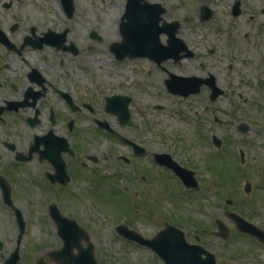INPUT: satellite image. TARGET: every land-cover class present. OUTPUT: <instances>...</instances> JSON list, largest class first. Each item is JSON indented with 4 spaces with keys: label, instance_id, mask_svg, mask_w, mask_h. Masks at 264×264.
Returning a JSON list of instances; mask_svg holds the SVG:
<instances>
[{
    "label": "flooded vegetation",
    "instance_id": "obj_1",
    "mask_svg": "<svg viewBox=\"0 0 264 264\" xmlns=\"http://www.w3.org/2000/svg\"><path fill=\"white\" fill-rule=\"evenodd\" d=\"M120 1L113 35L85 26L75 0L65 7L60 0H0V264H104L97 246L108 238L101 233L113 201L120 208L112 211V237L127 250L157 257V245L139 240L169 222L151 218L155 169L175 175L154 160L152 109L163 104L145 95L139 101L133 77L141 82L140 74L149 80L161 73L166 92L195 98L199 137L207 139L202 130L209 125L226 134L212 132L211 142L216 136L226 145L234 128L246 134L251 123L262 126V113L234 119L250 113L248 99L264 97V0H181L171 18L170 0H135L138 25L158 32L157 40L142 36V45L150 41L153 48L140 56H122L127 0ZM174 28L182 44L168 42ZM171 63H182L188 77L181 94L167 91L165 79L177 74ZM218 173L208 176L217 179L212 188L197 178L200 218L170 222L182 228V248L199 264H264V238L238 230L233 219L239 213L264 230L256 212L264 185L253 195L252 181L234 186L231 173ZM240 190L244 196L234 197Z\"/></svg>",
    "mask_w": 264,
    "mask_h": 264
},
{
    "label": "rangeland",
    "instance_id": "obj_2",
    "mask_svg": "<svg viewBox=\"0 0 264 264\" xmlns=\"http://www.w3.org/2000/svg\"><path fill=\"white\" fill-rule=\"evenodd\" d=\"M75 1L76 17L81 20L80 16L83 15L86 22L82 20V23L85 26L95 27L99 29V31L103 29L105 30L104 32H113L114 35V27L116 26L115 18L122 10V3L120 0ZM169 2L171 4V10L170 13L166 14L167 18H171L173 15L178 14L179 8L182 6L181 0H170ZM180 35L182 36V29ZM121 67L123 68V65H121ZM141 69L143 70L144 67L141 66ZM258 69L257 67V70ZM170 70L182 75V63H171ZM161 76L162 74L159 73V75H155L147 80V77H143L140 74V78L142 79L141 82H138L135 77L132 76L134 78L132 79V84H137L136 89L139 91V95L136 93L139 101H142L141 95H145L146 97L153 98L154 102L163 104L162 109H152L155 114L152 127V135L155 138L153 145L154 150L167 151L170 152L174 158H182V165L195 171V175L199 179L202 187L211 186L210 188H212L217 185V179H210L205 172L210 176L211 171L214 173L220 171L224 174L231 173L232 177L234 176V186L242 187L243 182L248 179L254 184L253 195L259 192V187L264 185V119L261 127L251 123V130L246 134H241L239 130L234 128L232 130L233 138L230 139L226 145L224 143L223 147L217 148L209 141V136L212 132L220 135L224 130H219L218 127L214 128L215 125H209L208 128L202 130V132L206 134L208 140L204 137H199L200 133L197 131L201 132V130L197 127V123H195L197 120V116H195L197 111L193 110V108L196 109V99L192 97L185 100L166 92L163 89L164 84L158 80ZM252 80H256V78L254 77ZM261 80L264 81V75L261 77ZM258 98L257 100L254 98L248 99L245 106L246 110L250 111V113L241 112L240 115H235L234 122L236 124L239 119H249L251 114L260 116V113H262L264 115V105L262 106L260 103L264 101V97L258 96ZM233 100L234 103L239 101L237 97L233 98ZM254 101L257 102V106L256 104H252ZM219 103L224 108L228 107L226 100L220 99ZM157 119H160V121ZM208 122L210 124V121ZM221 135L225 136L226 134ZM236 145L241 146L246 153L244 164L239 163ZM206 154H209V158ZM223 158H225V160ZM231 158H233V160ZM209 169H211V171ZM158 172L159 171H156V174H158ZM223 173L218 174L222 176ZM182 187L183 185L181 186L180 183L175 182V180L169 178V176L156 175L149 196V207L152 210L153 219L155 218L156 223L160 224L164 219H166V221L171 219L169 222H175L182 226V222L186 220H197V218H200V213L197 208L198 201L196 199V197H199V194L196 191L187 192L185 189L187 194H182ZM243 196L241 190L239 194L234 195L236 198ZM200 201L202 200L200 199ZM119 208L118 206L116 207V203L113 201L111 210L116 212ZM243 209L245 213H248L247 204ZM112 211H108V220L113 218ZM205 211L204 209L203 213L207 212ZM256 212L259 215L257 219L259 222L263 223L264 227V201L256 205ZM213 214L216 215V212ZM203 219H207V216H203ZM260 219L262 221H260ZM190 225L191 224L188 226L190 229H195L194 223ZM101 234L108 236V238L104 239L102 242L100 241V244L97 246V254L99 258L104 261V264H106L107 260L105 254L108 255V260L113 264H152L149 258L151 257L150 254L145 255L141 252H135L133 249L127 250L123 248V246L112 237L114 232L109 228V225L108 228L105 227L102 230ZM125 250H127L128 254H123ZM119 256L121 258L124 256L122 262L117 259ZM153 263L156 264L154 259ZM160 264H162L161 261Z\"/></svg>",
    "mask_w": 264,
    "mask_h": 264
},
{
    "label": "water",
    "instance_id": "obj_3",
    "mask_svg": "<svg viewBox=\"0 0 264 264\" xmlns=\"http://www.w3.org/2000/svg\"><path fill=\"white\" fill-rule=\"evenodd\" d=\"M150 6L153 5H147L146 7H150ZM139 10L140 8H138L135 5V0H128L127 8H126L127 13L125 15L127 19L123 22V30H122L123 55L126 54L127 52L131 53L132 51L140 55L147 54L149 53L148 52L149 50H147V48L148 49L152 48L151 46H149V43L152 42L148 41V43H146V45L143 46L140 40L142 36L145 35L147 39L153 38L157 40L158 38V32H155L153 34L150 31V29L143 31L141 29L142 25L141 24L138 25V22L142 20L139 17V14H137ZM146 10L147 8L142 9L140 12H146ZM146 27L148 28L147 21H146ZM175 32H176V28L173 29L171 35L173 36ZM176 40L179 41L180 39H176ZM179 43H182V41L180 40ZM137 48L138 50H135ZM169 51L171 55H174L177 52V48L170 49ZM177 80L180 81L176 83L175 82L171 83L170 89L176 92H182V78L178 77ZM156 156L157 158H159L160 162L166 163L163 158H167V157H165L164 154H156ZM173 167L175 171L182 176V179L187 185L194 184L190 177L192 176L191 171L183 167L182 168L178 167L175 164ZM249 232L257 236H260L262 234V232L257 228H253V230H249ZM168 234L178 236L176 239L171 238V240L168 241L170 245L164 241V235H168ZM156 241L160 245L157 250L159 251V255L165 260V264H199L195 262L196 257L195 255H193L194 252L190 248H182V231L180 229L168 225L166 229L158 233L156 237ZM65 245L67 247L68 243L66 242Z\"/></svg>",
    "mask_w": 264,
    "mask_h": 264
}]
</instances>
